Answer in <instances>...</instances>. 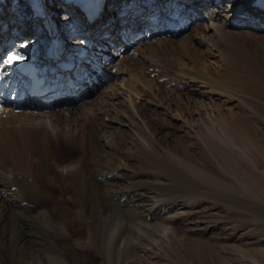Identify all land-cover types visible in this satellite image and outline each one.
<instances>
[{"label":"bare ground","instance_id":"bare-ground-1","mask_svg":"<svg viewBox=\"0 0 264 264\" xmlns=\"http://www.w3.org/2000/svg\"><path fill=\"white\" fill-rule=\"evenodd\" d=\"M49 1L53 18L71 10L68 2L89 6L87 12L99 16L98 30L115 21L122 7L136 17L129 19L131 24L137 19L143 27L149 19L143 28L152 38L134 51L135 65L117 63V73L128 78L129 94L132 86L137 93L139 88L145 91L151 74L179 89L198 83V88L217 94L215 100L223 96L238 105L241 81L264 89V37L258 36L264 31L263 0H161V5L156 0ZM25 2L0 0V50L34 44L42 49L46 36L30 40L28 29L33 24L40 29L43 23L31 21L30 15L19 22L18 17L31 11ZM14 7L19 24L13 29L9 15ZM209 16L221 17L219 23ZM160 18L165 27L169 21L178 27L154 32ZM194 18L197 25L187 33ZM10 27L13 45L2 38L9 39ZM79 35L61 29L64 39L74 36L70 45L78 44ZM139 68L140 73H133ZM179 95L182 99L166 104L159 93L156 104L145 102L134 110L123 99L106 120L98 113L107 109L97 105L92 113L59 111L45 120L0 115V264H108L111 255L119 264H160L163 257L185 252L204 254L213 264H263L264 235L258 236L257 229L252 246L241 250L228 244L227 234L218 242L206 216L214 202L225 209L250 201L247 207L264 213V148L244 126L264 124L241 107L234 114L219 109L214 120L204 119L199 109L194 114L202 125L193 134L186 124H177L176 115L188 122L189 102ZM63 145L68 152L62 156L58 152Z\"/></svg>","mask_w":264,"mask_h":264},{"label":"rangeland","instance_id":"rangeland-1","mask_svg":"<svg viewBox=\"0 0 264 264\" xmlns=\"http://www.w3.org/2000/svg\"><path fill=\"white\" fill-rule=\"evenodd\" d=\"M101 1L105 2V0H101ZM127 1L129 3L132 2L131 0H127ZM120 3H122V1ZM77 5L81 6L82 4L76 3V6ZM6 8L8 9V5L6 6ZM101 8L103 10L102 9H100V10L104 11L103 14L105 13L104 16L108 15L110 13V10L109 11L105 10V8H107L106 6L103 7V5H102ZM122 8H124V7H122ZM11 10H12V14H10L9 17H11V15H13V13H14L13 10L18 11V8L14 7ZM70 11H72V10H70ZM66 12H68L69 17H71V19L74 18L72 16V12L70 13L69 11H66V10L64 13L65 17H66ZM116 12H118V10H116ZM62 13L63 12L61 11V12H59V14H56L55 18H58L60 20V17H61V19L64 20L65 18H64ZM14 15H15V13H14ZM93 15H95V14H93ZM207 16L208 15L206 14L205 17H207ZM157 18L158 17H154V21H156ZM208 18H209V21L211 19V22H214V21L217 22L218 21L217 23H219L221 17L218 16L217 17L218 20L215 19V17L211 18V16H209ZM18 19H20V18L18 17ZM76 21L79 22L78 18H76ZM158 21H160V23H162V26L167 25V23H165V22L163 23V18H160V20H158ZM9 22H10V20H9ZM95 23H96V21H90V23L88 22V28L89 29L86 28V30H82V31L80 30V32L78 31L79 26H77L76 31L80 34H86V35L91 34L90 36H92L94 34L97 38H100L99 35H100V33H102L101 31L109 30L111 28L113 29V25H114V21H112V23H110V21H109V23H108V20H106L105 25L107 23L108 24L104 28H101L100 30H98V27L95 26L96 25ZM134 24H135V22H134ZM11 25H12L11 27L13 29L17 26V24L15 25L13 23ZM80 25H82V27H83L86 24L84 23V21H81ZM136 25H137V27H139L138 24H136ZM34 26H35V24L31 25L28 29L29 30L28 31V34H29L28 38L30 40L36 39L37 35H38V34H36L37 32L35 31ZM168 26L165 27V30H166V28H168L167 31L172 29ZM11 27L8 28L9 29L8 31H6V36L9 39L4 38V36H2V38L6 39V40H10L11 41L10 44L13 45L14 40H15L14 39L15 34H13L14 30ZM139 28H143V27H139ZM80 29H81V26H80ZM143 30H144V28H143ZM144 32H145V30H144ZM158 32H160V31H158ZM167 33H169V32H167ZM169 35H172V34H169ZM258 36L264 37V31L261 34H258ZM77 37L79 38L80 35ZM78 38L76 40H78ZM171 39H176V38L174 36H171ZM112 42L118 43V46L123 45V44H120L118 42V39L112 40L111 43ZM73 44H76V42H74ZM175 50L178 53H180V49L177 45L175 46ZM133 54H130V56H128L125 59V61L122 63L123 66L126 67L127 65H130V66L135 65V64H132L133 62L131 60V58L136 57V55L135 54L133 55ZM160 56L163 57L162 54H159V57ZM182 56L183 55H181V59H182ZM163 58H167V57H163ZM127 59H128V61H127ZM166 66H169V65H166ZM215 67L219 68V66H216V65H215ZM139 71H140V68L136 71H133V73L136 74ZM117 75H121V74L117 73ZM148 79L149 80L146 81L147 89L145 91H141V89L139 88V91L137 93L135 91L134 87L132 86V93L129 94V93H127L128 92V89H127L128 78H126V76H124V80H126V84L124 85L125 82H121V80H120L117 83V86H118L117 92H115L117 94H116V96H114L112 98V103H115L114 107L111 109H108L105 106L101 107V106H99V104H96L99 109L100 108H102L103 110L107 109L106 112L103 111L105 113H98V117L101 120H106L105 115H107V114L111 115V113H115V112L117 113V111L120 109L119 102H121V100H123V99H127V101H128V104H129L128 110H134L135 107H137L141 104H144L145 102H148L150 104H153V103L156 104L157 100L155 101L156 98L154 96L161 93L162 95L164 94V99H165L164 102H166V104H167V102L169 103L170 100L175 101L178 99H182L179 97L180 96L179 94H182V97L185 101L184 103L189 102L188 103L189 106H187L188 109L186 110L187 115L185 117V118H187L188 122L183 118H179V116H177V115H176V118L179 119V120H177L178 125L181 123L186 124V126L189 129H191L193 134H196L198 132V128H197L198 124L202 125L201 118L194 114L199 109H201L200 115H202L204 119L214 120V118L218 116L219 109L224 108L225 111L227 110V112H232V114H234L235 112H238V109H240L238 107H241V109H244V111L248 112L249 114L252 115V113H253V114L257 115L258 119L262 122V124H264V89H261V87L258 86L257 83H255V82L241 81L238 84L239 88H240L239 94H241L240 96L243 99V100L241 99L242 105H238L239 102L234 101L235 99H233L231 101H227L223 96H221V98H222L221 100H219V101L215 100L218 97V95L217 94H211V92H209V90H210L209 88H206V89H202L200 87L198 88L196 86V85H198V83H193V85L189 84V85H187L186 88L179 89L174 82H169L167 84L165 79H160L156 74H151L150 76L148 75ZM147 82H149V83H147ZM125 92L129 95L126 96ZM120 96H121V98H119ZM130 96H131V98H130ZM149 96H150V98L148 99ZM166 98H167V100H166ZM223 102L225 103L224 107L222 104ZM201 105H204V106H201ZM202 107H204V108H202ZM166 108L168 109V105ZM225 108H228V109H225ZM78 111H80V110H78ZM120 113H121V111L118 114H120ZM174 113L180 114L178 112H174ZM235 119L237 122L239 121V120H237V118H235ZM140 120H142V119H140ZM247 124H248V126H246ZM244 126L246 128L245 131H247V132L251 131L252 132V130H253L252 133H254V134L256 133L255 136L257 138V140H256L257 143L264 148V141L262 140L264 138V125L262 126L263 131L261 130V128H262L261 126H257L256 124L253 126V123L252 124L246 123V124H244ZM262 170L264 171V166L261 168V171ZM263 173L261 176L264 178ZM249 200H252V198L250 197ZM248 202H250V201H246L247 204L245 203L247 206L249 204ZM214 203H215L214 209L211 210L210 212H208L206 218H207V221L209 223V226L213 227L216 230V231H214V234L212 236L216 237L218 242L219 241L223 242L224 237L230 236L229 239H227L228 244H230L236 248L238 247L241 250H247L250 248V246H252L250 244L253 243V241H255L254 237L258 238V236L264 235V213L263 212H257L254 208H251V206H249V207H247V206H243V207L236 206L237 208L227 206L224 209V207H222V205L220 203H218V202H214ZM121 219H123L122 220L123 223L126 222V220H125L126 218L123 215H122ZM255 230L258 233V236L255 235ZM185 253H183V255L185 254L184 256L186 258H184L183 255H181V257H178L177 255H174V256L172 255V257H170V258L169 257H163L160 264H213L212 261H209L206 259L204 254L203 255L202 254L195 255V254H192L190 252H185ZM245 257H247V256H245ZM106 259H107L108 264H119L118 260L112 255L109 258L106 257ZM263 264H264V258H263Z\"/></svg>","mask_w":264,"mask_h":264}]
</instances>
